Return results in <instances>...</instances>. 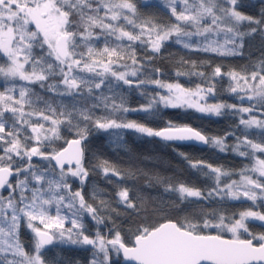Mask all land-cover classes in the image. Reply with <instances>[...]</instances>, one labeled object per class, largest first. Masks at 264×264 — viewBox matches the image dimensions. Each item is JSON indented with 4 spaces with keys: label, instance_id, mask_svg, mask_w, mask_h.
Listing matches in <instances>:
<instances>
[{
    "label": "snow or ice",
    "instance_id": "6c2138e0",
    "mask_svg": "<svg viewBox=\"0 0 264 264\" xmlns=\"http://www.w3.org/2000/svg\"><path fill=\"white\" fill-rule=\"evenodd\" d=\"M166 4L175 18L170 24L141 16L134 0H0V57L5 61L0 64V77L6 85L0 91V264H49L45 250L56 244L91 246L94 251L90 264H112V253L122 256L124 264H264V233H252L247 223L264 222V206L249 207L240 211L238 217L213 208L175 220L160 208L159 219L147 222L145 217L131 232L130 242L125 241L115 225L109 229L111 238L101 235L99 230L94 237L87 234L85 218L97 225L112 221L110 213L102 214L110 205L98 193L92 194L97 204L88 202L83 194L89 175L84 166V142L93 131L123 139L119 130H130L165 141L211 144L220 152L228 149L225 138L208 137L189 126L169 124L155 130L115 115L149 113L158 105L190 108L213 116L238 112L240 126L262 130L261 142L242 132L232 147V151L251 161L240 170L239 180L225 182L224 178L232 173L203 161H190L192 168L208 170L205 175L214 178L213 186L205 193L185 184H169L165 191L178 193L181 203L228 199L251 201L256 206L257 201H264V119L253 115L259 111L264 116V58L251 70L224 73L216 66L211 77L193 72L192 75L205 78V83L193 89L179 82L140 78L145 64L133 47L137 43L142 45L149 62L173 38L176 44L192 51L243 55L245 38L264 32V9L256 18L238 10L239 0H166ZM153 6L148 0L141 5ZM73 16L78 17L76 22L71 19ZM245 22L247 30L242 28ZM100 34L129 43L115 47L105 43L103 48H96L90 42L99 39ZM220 34L222 41L210 38ZM193 37L202 38L203 42L193 41ZM81 43L86 52L77 51ZM45 47L44 55H34L36 48ZM154 71L159 73L160 69ZM225 75L230 81L227 91L241 101L239 105L208 102L216 96L215 79ZM56 76L60 77L57 82H48ZM16 81L25 83L17 85ZM113 82L136 89L151 84L165 92H156L147 104L137 108L128 106L123 96L119 102L114 97H97L108 114L96 117L92 108H99L100 104H93L92 108H57L40 96L34 101L32 88L26 86L39 84L60 96H83L85 91L92 96L94 89L101 90L106 84L111 89ZM64 127L74 138L66 140L67 146L60 150L45 151L63 138ZM34 158L47 163H37ZM100 167L105 177L109 173L121 176L107 162ZM70 177L80 181V189L72 190ZM117 197V203L126 211L131 209L140 215V205L131 198L129 189L119 190ZM22 223L33 233L31 250L20 242Z\"/></svg>",
    "mask_w": 264,
    "mask_h": 264
},
{
    "label": "trees",
    "instance_id": "16d2710c",
    "mask_svg": "<svg viewBox=\"0 0 264 264\" xmlns=\"http://www.w3.org/2000/svg\"><path fill=\"white\" fill-rule=\"evenodd\" d=\"M134 2L137 3L138 11L143 17L151 18L160 24L175 22V18L171 16V12L167 7L166 0H148L149 3L155 5L149 8L141 7L145 0H134ZM261 9H264L262 0H239L238 10L245 15L260 18ZM71 19L76 22L78 17L73 16ZM128 28L132 30L131 26H128ZM242 28L243 30L248 29L247 22L244 23ZM96 31L99 32L98 29ZM210 38L222 41L223 34ZM197 39L203 42L202 38L193 37V41ZM90 43L96 48H103L105 43L110 47H115L118 44L127 45L129 42L127 40L116 41L114 37L100 34L99 39H94ZM133 47L137 50L138 59L145 64L144 72L140 78H158L164 82H179L187 88H195L197 84L205 83V78L192 75L193 72H204L206 77H211L216 66H220L224 73L233 69L237 71L251 70L256 62L264 58V32H257L246 37L242 50L243 55L238 56H218L211 53L192 51L185 49L181 44H176L173 38V40L165 42L160 53L155 55L149 62L145 60L146 50L142 45L137 43ZM77 51L86 52L83 43ZM46 52V47L43 50L36 48L34 55L40 56ZM185 61L187 63H184ZM4 62V59L0 57V64ZM193 62H195V67H193ZM157 68L160 69L159 73L154 71ZM177 71L189 74L177 76ZM59 79L58 76L52 77L48 82L55 83ZM109 80L111 81L112 78L109 77ZM8 83L11 84L12 82ZM15 83L20 85L25 82L16 81ZM229 84L230 81L226 75L217 77L215 79L216 96L210 97L209 101L211 103L225 101L239 105L241 101L227 91ZM5 86L4 78L0 77V91ZM26 86L32 88L34 92L32 99L34 101L36 96H40L57 108L66 106L71 109L74 105L80 108H92L93 104H100L99 108H92V112L96 117L108 114L107 110L103 108L102 101L97 97H114L119 102V98L123 96L128 106L137 108L140 105L147 104L156 92H165L164 89H159L151 84L136 89L129 88L123 85L122 82H113L111 89L106 84L101 90L94 89L92 96H88L86 91L83 96H60L47 92L39 84ZM37 103L40 107H43L42 103ZM244 105L247 106V103ZM6 115L10 116V114ZM115 115L124 117L127 120H136L155 130L169 126V124L191 126L205 136L225 138L228 149L225 152H220L218 148L211 144H207L205 147H197L188 144L169 143L130 130H119L123 139H117L114 135L108 133L93 131L84 142V166L88 169L89 175L83 186V194L88 202L97 204L98 200L93 198L92 194L93 192L98 193L99 198L110 205L108 210L102 214L107 216L110 213L112 221L106 220L105 224L97 225L90 218H85L84 223L88 235H91L92 231L100 230L106 237L111 238L109 229H112L115 225L121 231L125 241L130 242L131 232L144 221L145 217H147V222H155L159 219L160 214L157 209L160 208L164 209L169 218L175 220L198 213L201 209L208 211L219 208L226 215L237 214L238 216L240 211L249 207L262 208L264 206L263 201H259L256 206H253L251 201L228 199L223 201L216 199L214 202L181 203L178 193L165 191L169 184L174 187L185 184L204 190L205 193L207 189L213 186L214 178L205 175L208 170L194 169L190 166V161H203L232 173L230 177L224 178L225 182L229 179L237 180L240 178V170L250 165L251 161L232 151L237 137L245 132L255 142H261L262 139L261 129H244L243 126L239 125L240 113L226 111L220 116H213L199 113L195 109L166 108L163 105H158L153 112L149 113L129 112L127 114L116 113ZM253 115L264 118L259 111L254 112ZM9 123H11V120H9ZM226 133H232V135L226 136ZM62 137V139L55 141L44 150L47 152H51L53 148L59 150L64 147L66 140L74 138L73 133L68 131L66 127L62 128ZM104 162H107L109 167L119 171L121 176H113L109 173L105 177L100 167ZM69 180L73 191L81 188L78 179L70 177ZM123 188L129 189L131 198L140 205V215H137L131 209L126 211L123 205L117 203V192ZM112 209H116V211H112ZM247 223L252 233H264V225L252 221ZM209 231L215 230L210 229ZM112 234L114 235V232ZM244 235L245 238H248L247 234ZM19 239L26 250H31L33 234L24 224L19 229ZM93 251L94 249L91 246L56 244L45 250V257L49 264H90ZM112 264H121L120 257L114 256V253H112Z\"/></svg>",
    "mask_w": 264,
    "mask_h": 264
},
{
    "label": "water",
    "instance_id": "95a60500",
    "mask_svg": "<svg viewBox=\"0 0 264 264\" xmlns=\"http://www.w3.org/2000/svg\"><path fill=\"white\" fill-rule=\"evenodd\" d=\"M165 127H168V126H165ZM165 127H162V128H159V129H157V130H160V129H163V128H165ZM189 127H191V126H189ZM193 128V127H192ZM193 129H195V128H193ZM197 130V129H196ZM154 138H156V139H158V140H161V141H164V142H169V143H175V144H188V145H194V146H197V147H205L206 146V144H203V143H201V142H197V141H165V140H163V139H161V138H158V137H154ZM72 139V138H71ZM67 146V144H65L64 145V147H66ZM63 148V147H62ZM61 148V149H62ZM60 150V149H59ZM120 257V262H121V264H124V261H123V257L122 256H119Z\"/></svg>",
    "mask_w": 264,
    "mask_h": 264
},
{
    "label": "rangeland",
    "instance_id": "374dc122",
    "mask_svg": "<svg viewBox=\"0 0 264 264\" xmlns=\"http://www.w3.org/2000/svg\"><path fill=\"white\" fill-rule=\"evenodd\" d=\"M194 89V88H193ZM234 97L236 98V99H238L235 95H234ZM240 101V100H239ZM208 102L209 103H211L209 100H208ZM247 103V101H244V104H246ZM256 116V115H255ZM258 118H260V119H264L263 117H259V116H257ZM34 159H36V162L37 163H40V164H45V161H40L38 158H34ZM237 180H239V179H237ZM0 191H2V190H0ZM3 195H7V192H3ZM259 201H257V203H258ZM264 202V201H263ZM238 217V216H237ZM252 222H256V223H258V224H261V225H264V222H260V221H252ZM23 224V223H22ZM25 226H26V224H24ZM30 230V229H29ZM31 231V230H30ZM96 232H97V230H95V231H92L91 232V235L90 236H95V234H96ZM99 232L101 233V231L99 230ZM32 233V232H31ZM33 234V233H32ZM255 234H261V233H255ZM101 235H104L103 233H101ZM228 235V234H227ZM105 236V235H104ZM114 256H116V254L114 253Z\"/></svg>",
    "mask_w": 264,
    "mask_h": 264
}]
</instances>
